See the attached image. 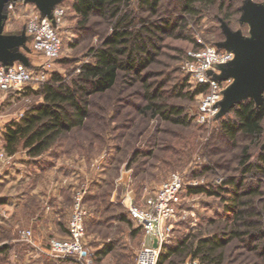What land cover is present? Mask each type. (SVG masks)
<instances>
[{
  "label": "rangeland",
  "instance_id": "1",
  "mask_svg": "<svg viewBox=\"0 0 264 264\" xmlns=\"http://www.w3.org/2000/svg\"><path fill=\"white\" fill-rule=\"evenodd\" d=\"M54 1V8L64 9L62 22L54 23L62 41V51L52 61L43 80L37 77L40 76V65L45 63V58L33 50L31 38L25 32L28 17L39 12L36 6L17 2L13 10L5 12L2 21L1 36L24 37V44L17 48L24 59L14 63L30 70L33 81L21 91H0V169L6 162L3 150L6 126L11 121H18L29 106L41 101L35 92L52 72H58L66 78L72 77L79 64L92 61L89 49L100 45L111 32L110 24L99 16L92 17L87 27H81L71 7L73 0ZM137 1L130 0V6L138 19L146 18L154 23L162 22V19L177 21L172 32L162 34L152 61L140 72H121L113 89L93 97L88 126L80 131L73 130L74 134L67 136L68 139L64 141L63 149L47 151L38 160H32L24 150L17 153L19 157L28 156L26 162L38 166H48L54 162V155L61 158L62 164L68 160L75 175L72 207L75 194L80 192L88 210L86 247L94 255L98 244L109 241L106 238L112 239L115 244L113 253L97 264L135 263L138 251L149 241L142 229H138L134 235L130 234L132 229L139 227L134 220H130L129 224L127 221H117V217L126 214L127 210L121 203L122 196L131 190L135 202L143 206L145 199L173 175H180L184 186L178 194L176 223L162 249L184 236L189 237V243H194L199 237L218 234L225 238L229 236L223 248V264H264V237L251 242L248 237L251 231H255L248 224L252 221L259 220L260 230L264 232V211L259 215L253 212L261 211L264 205V177L250 173L243 175L239 165L243 150H246L249 162H253L264 148V120L263 132L258 139L240 134L234 141H230L219 127V122L231 115L228 111L207 122L197 121L200 92L193 94L195 86L182 68L184 53L192 42L225 50V24L242 37L252 36L250 25L241 20L242 7L247 0H225L224 8L228 4H231V8L224 12L220 10V0H216L214 5L198 7L200 10L195 16L184 15L179 0H163L158 13L150 17L137 7ZM249 1L264 6V0ZM63 59L68 62H62ZM216 69L212 76L218 79L224 68ZM219 81L223 98L224 90L233 79ZM151 102L165 109L180 108L188 122L176 124L149 111L146 107ZM76 132L79 133L78 138ZM227 177L243 178L245 189L258 186L256 196L243 198L245 204L238 208L241 212L239 217H235V212L225 207L227 201L222 197H227V194L218 189ZM124 181L129 182L128 188ZM2 184L0 182V190ZM196 186L218 189L221 194L187 192L188 187ZM114 190L116 196L112 200ZM71 212L65 226L60 228L61 236H43L44 243L50 238L68 237ZM21 229L25 228H15L14 234L10 233L11 237L3 240L13 245L7 258L0 256L7 264H76L72 260L56 261L42 253L39 256L42 259H38L32 251L33 246L20 240ZM234 231L240 234L230 238ZM32 234L35 243L33 231ZM19 247L22 251L18 250ZM194 260L203 264L199 258H191L185 253L172 256L168 264H189Z\"/></svg>",
  "mask_w": 264,
  "mask_h": 264
},
{
  "label": "trees",
  "instance_id": "2",
  "mask_svg": "<svg viewBox=\"0 0 264 264\" xmlns=\"http://www.w3.org/2000/svg\"><path fill=\"white\" fill-rule=\"evenodd\" d=\"M162 1L138 0L137 7L149 17L155 16ZM215 1L179 0L180 10L186 16H195L200 10L198 7L214 5ZM224 2L225 0H220L219 4L222 12L231 8V4L224 8ZM71 7L81 27H87L92 17L99 16L110 24L111 32L103 38L100 45L89 49L88 54L91 55L92 61L79 64L77 72L72 77L66 78L58 72H52L49 79L40 85L35 94L40 96L41 101L29 106L18 121H11L6 126L3 137V150L6 156L24 150L28 156L38 157L47 151L54 150V148L63 149L64 141L68 139L67 136L74 134L73 130L80 131L88 126L92 98L113 89L121 72L124 74L140 72L152 61L153 55L156 53L155 50H158L157 43L161 41L162 34L172 32L177 25V21L171 22L168 19H162V22L159 23L151 22L146 18L138 19L131 9L130 0H73ZM199 48L197 43L192 42L189 50ZM187 51L184 53L183 59ZM62 62H68V60L63 59ZM204 90V86H196L193 94ZM146 108L173 123L186 124L188 122L180 108L165 109L154 102L148 104ZM228 112L231 115L222 119L219 122V127L230 141H234L240 134L253 139H258L261 136L264 101L257 105L252 98L246 99L230 108ZM75 134L78 138L79 133ZM57 156L54 155L52 158L56 159ZM239 165L243 175L250 173L264 177V148L253 162H249V156L246 150H243L239 158ZM223 185H219L218 189L227 194V197H222L227 201L225 207L235 212V217H239L241 212L238 208L245 204L243 198L248 195L256 196L258 186L245 189L243 178L236 179L235 177L225 178ZM218 189L196 186L188 187L187 192L189 194L220 195L221 192ZM263 211L264 205L261 211L253 212L259 215ZM130 220L133 221L127 210L126 214L117 217V221H127V224L130 223ZM88 222L85 223L86 227ZM259 222L257 220L248 223L255 230L248 234L250 242L264 237V232L258 225ZM138 229H142L141 226L132 229L130 234H136ZM239 234L234 231L230 238ZM9 237H11L9 234H1L0 242ZM227 238L229 236L225 238L213 234L199 237L194 243H189V237L184 236L178 239L175 244L163 247L157 264H168L172 256L181 253H185L191 258H199L203 264H223V248L229 240ZM12 246L10 244L0 246V256H6ZM114 250L115 244L110 238L109 241L98 244L94 251L95 264L101 262ZM262 250L264 251V246ZM4 262L5 259L1 258L0 264H7ZM49 263L51 264V262Z\"/></svg>",
  "mask_w": 264,
  "mask_h": 264
},
{
  "label": "built area",
  "instance_id": "3",
  "mask_svg": "<svg viewBox=\"0 0 264 264\" xmlns=\"http://www.w3.org/2000/svg\"><path fill=\"white\" fill-rule=\"evenodd\" d=\"M15 3L9 2L6 10L14 9ZM64 16V9L56 7L52 10L51 18L42 16L40 12L31 14L25 25V32L31 38L33 50L45 58V63L40 65V76L43 80L52 61L60 56L62 41L54 25L60 24ZM53 20V22H52ZM233 59V53L218 50L213 46L202 45L199 49H191L182 61V68L190 82L196 86H204L200 92L198 102L197 121L207 122L215 118L219 112V102L222 99L220 81L212 76L217 71L218 65L226 64ZM33 81V74L27 68L13 63L10 66L0 65V91H21ZM3 156V154H1ZM1 178V172H0ZM129 187V182H125ZM193 184V183H192ZM191 184V185H192ZM184 181L180 175H173L165 180L157 191L147 197L142 205L135 202L131 190L125 192L121 203L125 206L132 219L141 226L149 243L142 245L138 251L134 264H157L163 243L169 236L176 223L178 194ZM116 190L112 193L115 200ZM88 210L83 202V196L77 192L74 196L72 212L68 223V237L65 239L50 238L45 243L44 249L35 246L32 231L28 228L19 231L20 240L36 247L43 255L51 259L72 260L76 264H94V255L90 253L85 244V221ZM156 239L157 246H153ZM187 264V263H185ZM189 264H200L198 260Z\"/></svg>",
  "mask_w": 264,
  "mask_h": 264
},
{
  "label": "crops",
  "instance_id": "4",
  "mask_svg": "<svg viewBox=\"0 0 264 264\" xmlns=\"http://www.w3.org/2000/svg\"><path fill=\"white\" fill-rule=\"evenodd\" d=\"M40 157H32V160ZM28 159L26 155L19 157L16 152L6 156L0 169V182L3 183L0 190V235L14 234V229L20 226L31 228L35 246L43 250L46 243L43 236L59 237L62 234L60 228L65 226L71 212L75 175L68 160L62 164L61 158H56L48 166H38L27 163ZM5 241H1L0 246L8 244ZM36 247L32 251L42 259ZM18 250L22 251L20 247Z\"/></svg>",
  "mask_w": 264,
  "mask_h": 264
},
{
  "label": "water",
  "instance_id": "5",
  "mask_svg": "<svg viewBox=\"0 0 264 264\" xmlns=\"http://www.w3.org/2000/svg\"><path fill=\"white\" fill-rule=\"evenodd\" d=\"M9 2L33 4L42 16L48 18H51L55 5L54 0H0V30L6 16V5ZM242 9L241 20L250 25L252 36L242 37L226 24L223 26L226 36L223 49L232 52L233 59L224 65H218V68L224 69L217 80L233 79V82L223 92L216 117L247 98H252L257 105L264 101V6L247 0ZM24 40V37L0 35L1 65L10 66L24 59V55L17 50L24 44ZM153 246H157L156 239L153 241Z\"/></svg>",
  "mask_w": 264,
  "mask_h": 264
}]
</instances>
